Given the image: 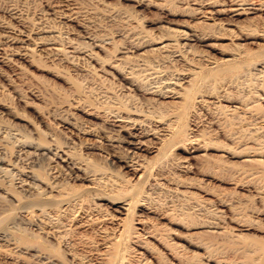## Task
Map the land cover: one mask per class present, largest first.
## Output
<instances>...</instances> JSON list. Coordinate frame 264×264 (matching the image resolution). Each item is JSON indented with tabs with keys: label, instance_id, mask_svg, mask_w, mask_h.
Listing matches in <instances>:
<instances>
[{
	"label": "rangeland",
	"instance_id": "rangeland-1",
	"mask_svg": "<svg viewBox=\"0 0 264 264\" xmlns=\"http://www.w3.org/2000/svg\"><path fill=\"white\" fill-rule=\"evenodd\" d=\"M101 1L105 5L135 11L141 28L151 39L164 35L168 26H176L187 19L184 15L188 10L177 0H171L170 5L178 15L164 14L153 5H137L134 0ZM224 16H216L219 24L214 26L200 25L202 31L212 36L209 40L193 42L188 52L189 47L181 50L187 58H193L189 60L190 64L203 68L208 79L203 82L202 89L218 95L225 88L228 98V102L221 100L220 106H195L182 118L180 123L189 133L185 141L160 137L157 131L162 125L149 119L144 125L148 132L141 137L144 145L131 146L122 140L126 133L115 131L112 125L103 121L113 101L124 104L127 110L134 107L147 109L155 115H164L162 121L170 119L169 113L176 109L172 93L166 91L161 81H145L141 74L137 75L136 87L128 85L109 67L106 69L112 74L104 77L75 72L71 67L64 70L65 75L55 77V67L38 60L34 65H24L29 79L20 87L30 105L21 102L10 89L9 92L6 90L4 98L17 113L38 128L41 136L48 141L54 138L64 149H69L73 161L85 164L86 169L80 171L67 168L59 159L49 163L43 173L50 182L68 191L82 193L86 207H96L107 217L118 214L112 201L132 198L128 219H132L135 235L124 241V247L129 248L124 264L134 262L138 255L148 259L149 264H258L264 257V100L259 99L264 91V72L258 70L264 69L261 68L264 65V41L256 39L254 34L246 38L239 36V40L227 35L226 28L231 26L226 24L228 19ZM245 17L249 16L236 20L246 23ZM256 18L253 23L264 22V15ZM103 21L102 25L108 31H123L121 23ZM255 39L257 42L253 43ZM116 44H113L115 49L124 45L122 37ZM236 53L243 56L233 62L221 63L212 74L203 61L197 60L199 54L222 61L225 55ZM147 56L154 65L172 74L188 67L172 53L162 56L150 51ZM74 63L76 66L90 65L76 58ZM236 102L252 107L246 112L243 108L233 109ZM62 104L78 106L62 113L59 110L63 109L58 106ZM91 107L105 114L89 116L85 111ZM0 118L8 124L21 123L4 113H0ZM63 118L74 119L86 128L92 127L93 135L74 133L71 128H66L61 121ZM103 130L108 135L116 132L121 139L108 142L103 138ZM93 175L101 178L91 187L87 178ZM5 197L0 196V211L10 204L9 198ZM77 206L60 217L49 210L38 209L30 218L16 212L13 223L56 250L55 259H51L53 264H99V256L104 257L103 247L112 241L115 220L103 222L105 229L103 227L104 233L100 234L96 226H79ZM212 221L220 222L222 233L210 231L207 225ZM147 228L161 233L163 240L149 236L145 233ZM77 238L89 242L91 247L88 246L86 251ZM77 241L79 245L75 244ZM11 243L0 240L1 255L12 254L28 261V254L34 253L22 249L25 254H15L11 252ZM37 244L32 243V247L36 248ZM207 257L211 258V263Z\"/></svg>",
	"mask_w": 264,
	"mask_h": 264
},
{
	"label": "bare ground",
	"instance_id": "bare-ground-1",
	"mask_svg": "<svg viewBox=\"0 0 264 264\" xmlns=\"http://www.w3.org/2000/svg\"><path fill=\"white\" fill-rule=\"evenodd\" d=\"M134 1L137 5L156 6L164 14L178 15L171 10V0ZM177 1L185 6L186 11L188 10L184 15L187 19L180 24L177 23L176 26H168L164 35L161 34L155 36V39H151L141 28L140 18L135 11L130 12L117 6L105 5L101 0H0V113L21 121L19 124H8L0 118V196H7L10 202L8 207L7 204L5 205L7 208L0 211V226H2L0 240L8 242L9 245L13 240L11 252L15 254L17 252L19 255L25 254L22 249L34 251L33 254H28V261L21 260L12 254H8L9 256L0 254V264H53L51 259L53 257L55 259L56 250L47 242L38 241L36 237L28 235L19 228L16 223H13V215L19 212L30 218L39 209L40 211H53L60 217L75 205H79L78 210L75 211H78L77 215L81 221L80 224H77L85 228L96 226L100 234L104 233L103 222L115 220L111 233L112 241L103 247L104 257L102 258V254L99 256L101 261L99 264H124L127 262L126 252L129 251V248L124 247V241L131 235H135L131 227L132 219H128L131 214L132 198L112 201L111 203L115 205L114 210L118 214H111L107 217L102 216V213L99 212L101 210L96 207H86V199L82 193L68 191L57 186L56 183L50 182L51 179L43 173L45 166L50 165L49 163L59 159L65 163L67 168L73 167L80 171L86 169L85 164L73 161L69 149H64L54 138L48 141L41 136L38 133V128L21 113H17L9 101L4 98V95H7L6 90L9 92L10 89L16 94V98L26 105H30L20 87L27 84V79H29L24 65H34L38 60H44L54 66L55 77L65 75L67 73L65 69L68 67H71L75 72L84 71L104 77V75L112 74L106 69L109 67L113 73L119 74L120 79L128 85L136 87L137 75L141 74L145 81H161L166 91L172 93L171 97L176 109L169 113L170 119L162 121L165 118L164 115H155L147 109L142 110L134 107L127 110L124 104L113 101L110 108H107L108 113L103 121L112 125L115 131L126 133L122 140L127 141L131 146L132 144L144 145V140L141 137L145 134L144 125L150 121L149 119L162 125L157 131L160 137L175 138L179 141L187 140L189 133L180 120L190 111L192 112L195 106H220V101L228 102V98L225 88L221 89V94L218 95L202 89L203 82L205 83L208 79L206 74H203V68L192 65V62L190 64L189 60L192 61L193 58H187L181 50L189 47V49L187 48L188 52L193 42L209 40L212 36L202 31L200 25L219 24L216 17L218 15H225L224 17L228 19L226 24L231 27L226 28L227 35L239 40V36L246 38L254 34L256 39L264 41V22L253 23L256 17L258 19L264 15V0ZM250 15L255 17H250ZM243 16H249L245 17L246 23L236 20ZM103 20L121 23L124 27L123 31H108L102 25ZM121 37L124 45H119L120 47L115 49L113 44H116ZM256 39L253 40V43L257 42ZM150 51H156L162 56L172 53L188 67L182 69L181 72H175L177 74H172L169 70L154 65V62L147 56ZM241 56L243 55L238 53L225 55L222 61H216L207 55L199 54L197 60L203 61L204 65L208 67L209 73L212 74L221 63L233 62ZM75 58L89 62V67L79 66L80 64L76 66ZM262 67L264 68V65ZM258 70L264 72V69ZM155 91L153 90V93ZM32 95L38 97L34 92ZM259 99L264 100V91ZM236 103L237 105L233 106V109L243 108L246 112L252 107ZM254 105L256 104L254 103ZM58 106L63 110H59L57 107L56 111L64 113V111L70 112L78 105L75 107L63 104ZM85 112L89 116L97 117L101 113L95 107H91ZM61 121L67 125V129L71 128L74 133L92 134V127L81 126L74 119L63 118ZM29 133L36 137H31ZM103 134L104 140L108 142L121 139L120 134L116 132L108 135L105 131ZM90 148L94 147L90 146ZM247 160L251 159L247 158ZM100 178L93 175L87 180L92 187ZM47 189L49 190L45 191ZM122 214L124 215L122 216ZM209 223L207 227L211 228V232L222 233L223 228L219 221ZM145 233L159 241L163 240L161 233L155 229L147 228ZM78 238L82 248H89V242ZM32 243H38L36 248L32 247ZM75 244H78V241ZM207 258V261L211 263V258ZM258 262H260L258 264H264V257ZM128 264H149V262L148 259H143L138 255L134 262H128Z\"/></svg>",
	"mask_w": 264,
	"mask_h": 264
}]
</instances>
